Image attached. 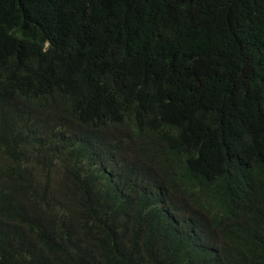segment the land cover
I'll return each mask as SVG.
<instances>
[{
    "label": "trees",
    "instance_id": "1",
    "mask_svg": "<svg viewBox=\"0 0 264 264\" xmlns=\"http://www.w3.org/2000/svg\"><path fill=\"white\" fill-rule=\"evenodd\" d=\"M0 264H264V0H0Z\"/></svg>",
    "mask_w": 264,
    "mask_h": 264
}]
</instances>
